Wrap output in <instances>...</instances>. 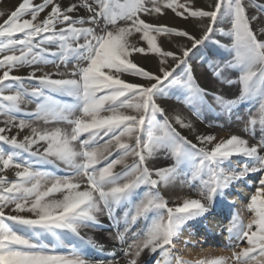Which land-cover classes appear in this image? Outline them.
Wrapping results in <instances>:
<instances>
[{
    "label": "snow or ice",
    "instance_id": "1",
    "mask_svg": "<svg viewBox=\"0 0 264 264\" xmlns=\"http://www.w3.org/2000/svg\"><path fill=\"white\" fill-rule=\"evenodd\" d=\"M168 10L200 34L145 19ZM221 20L231 59L209 67L229 84L235 72L239 88L234 98L211 99L229 114L248 107L238 117L247 136L201 132L158 103L174 87L191 116L211 106L188 60ZM162 35L185 42L165 49ZM134 53L151 54L157 70ZM21 69L30 71L14 74ZM0 117V264H264V0H21L0 23ZM161 157L167 163L156 166ZM253 174L247 221L232 212L221 226L231 255L184 259L178 244L191 240L181 241L183 232L207 229ZM174 185L196 196L170 203L161 188ZM103 217L122 255L96 259L90 249L104 246L82 230L102 228Z\"/></svg>",
    "mask_w": 264,
    "mask_h": 264
},
{
    "label": "rangeland",
    "instance_id": "2",
    "mask_svg": "<svg viewBox=\"0 0 264 264\" xmlns=\"http://www.w3.org/2000/svg\"><path fill=\"white\" fill-rule=\"evenodd\" d=\"M21 2V0H0V11L5 13L4 17H0V23L3 22V19L6 18L7 14H10L12 10L15 9L16 6ZM35 2H39V0H35ZM65 4L69 2V0H63ZM195 3L198 5H207L211 3V0H195ZM43 15V14H42ZM146 20L150 19L151 22L156 24H167L169 26H179L180 28H183L185 30H188L190 32H194L197 35L200 34V27L199 25L194 22L193 20L185 21L179 17H175V15L168 10L165 15L160 17H152L148 18L145 17ZM224 20H221L215 27L214 33L212 34L209 41L205 42V45L200 47L199 51H196L194 54H192L188 60V64L192 68L193 76L196 80V82L202 87L208 90L209 92V104L211 105L206 110H204L200 117L191 116L187 107L183 104L182 100L177 94V90L174 87H168L164 94L160 97H158V103L161 104L162 107L165 108V110L172 114L173 112H179L183 113L186 118L190 119L194 124L196 122L204 124L206 127H211L214 129L216 126L222 121L220 118H218L217 114L220 111L219 108L214 104V102L211 99V94L213 92L223 95L225 98H234L236 95H238V84L235 83L236 80V74L235 72H231L230 78L232 79L233 83L229 84L224 81L223 78L218 77L214 75L212 69L209 67V62H215L220 63L222 60L231 59L229 55L227 57L220 54L217 50L220 48L222 51L227 52L229 54V51L231 49V42L230 38L227 36V21L223 22ZM221 27V28H220ZM221 35L226 36L229 40L227 41V45L221 44L220 37ZM133 39H136V37H133ZM179 40L180 43H184V38H168L167 36H160L158 38V42L161 44V46L165 49L175 50L176 49V41ZM217 41L220 42V44H217ZM141 45H143V41H138ZM134 62H137L140 66H143L146 68V70H152L156 71L159 62L157 59L153 58L151 54L145 56L142 54L134 53L133 57ZM183 68V66H181ZM47 70V69H46ZM30 71V69H21L19 72H15L14 74H20V75H26L27 72ZM177 73H180L182 75L181 69H177ZM39 74V73H38ZM175 75V74H174ZM129 81L137 80L136 77L128 76L126 77ZM212 79V80H211ZM35 83V82H33ZM220 83V84H219ZM225 83V84H224ZM218 85V86H217ZM220 85L222 87H220ZM225 85V86H224ZM233 89V90H232ZM58 100L64 103H72L73 100L71 97L66 96H57ZM242 107V108H241ZM240 110L238 111L237 115L233 114L231 118V122H229L225 128H235L239 127L242 131L244 124L241 119H238V117H247L248 107L245 106H239ZM27 111H34L35 110V103H31L27 105L26 108ZM26 118V117H24ZM2 119V117H0ZM2 126V125H0ZM15 131V130H14ZM184 135H188L190 138L192 134L187 129H181L180 130ZM243 132V131H242ZM244 133V132H243ZM246 134V133H245ZM153 163L156 166H162L167 163L162 157L161 158H154ZM48 170L56 172L58 175L65 174V168L63 166H56V165H45ZM10 179L14 178V173L12 170H9L7 173ZM173 189H177V191H181L182 193H188L194 191H191L186 186H180V185H174V186H168L162 187L161 191L162 194L165 196L166 199L171 201L175 200L177 198V194L173 192ZM171 190V191H170ZM173 192V193H172ZM173 195H172V194ZM166 194H171V198H168ZM175 197V198H174ZM174 198V199H173ZM7 211V210H6ZM103 221V227L102 228H92L95 231H98L99 233H102L101 235L108 240L111 243H118L117 241L112 239V235L110 233H113L115 229L112 227L111 222L107 221L106 217L102 218ZM100 235V234H97ZM104 243L101 242L100 244ZM119 244V243H118Z\"/></svg>",
    "mask_w": 264,
    "mask_h": 264
},
{
    "label": "bare ground",
    "instance_id": "3",
    "mask_svg": "<svg viewBox=\"0 0 264 264\" xmlns=\"http://www.w3.org/2000/svg\"><path fill=\"white\" fill-rule=\"evenodd\" d=\"M219 37L221 44L227 45V41L229 39L224 35H221ZM217 51L225 57L229 55L227 52L222 51L220 48H218ZM220 87L222 86L220 85ZM217 108L219 107L217 106ZM237 113L238 112H235L233 114L237 115ZM233 114H229L227 112L220 110L217 116L222 121L216 126V128L214 127V129L206 127L204 124L199 122H196L195 126L201 132H210L214 135H217L218 137H226L229 134H239L242 136H247V134L243 133L238 126L233 129L225 128L227 125H229L228 123L232 121L231 118L233 117L232 116ZM249 180H250L249 183L241 184L229 196V200H233V199L235 200V204L233 207L231 208L226 206L220 207L217 209L218 214L214 217L209 218V220L207 221L208 224L207 229L202 224H196L194 227L187 229L183 232V235L181 236V241H183V239L185 238H189L191 240V243H189L187 246H185L183 243L178 244L179 254L184 259L195 262L198 259H202L208 256L231 255V252L226 247L229 243L227 234L226 232L221 231V226L227 224L228 219L230 218V214L232 212H239L241 217L245 220V222L247 221L249 213L247 212L245 206L248 202V199L250 198V193L254 191L256 175L253 174L249 178ZM173 192L177 194V198L171 202H181L184 197L196 196V193H192V192L182 193L181 191H177V189L176 190L173 189ZM171 194H166V196L168 198H171ZM189 232L192 233L191 237H189ZM101 234L102 233H99L98 231H95L92 228H85L82 230V235H85L86 238L90 236L94 241H96L97 245L104 246V250H105L104 253H100L95 249H90L91 256L93 258L100 259L107 256V253L112 251H116L118 256L122 255L120 251V245L118 243L109 242ZM103 241L104 243L100 244Z\"/></svg>",
    "mask_w": 264,
    "mask_h": 264
}]
</instances>
